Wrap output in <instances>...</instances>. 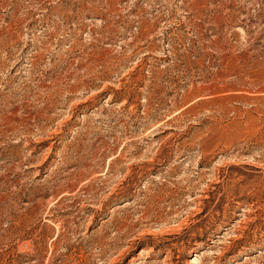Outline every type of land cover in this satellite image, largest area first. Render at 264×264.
Masks as SVG:
<instances>
[{
    "label": "rangeland",
    "instance_id": "374dc122",
    "mask_svg": "<svg viewBox=\"0 0 264 264\" xmlns=\"http://www.w3.org/2000/svg\"><path fill=\"white\" fill-rule=\"evenodd\" d=\"M0 264H264V0H0Z\"/></svg>",
    "mask_w": 264,
    "mask_h": 264
}]
</instances>
